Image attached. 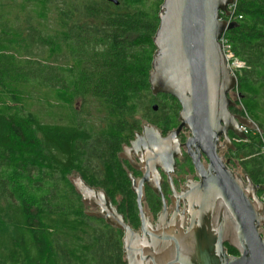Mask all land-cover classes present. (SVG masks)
Instances as JSON below:
<instances>
[{"label":"trees","instance_id":"1","mask_svg":"<svg viewBox=\"0 0 264 264\" xmlns=\"http://www.w3.org/2000/svg\"><path fill=\"white\" fill-rule=\"evenodd\" d=\"M162 2L0 0V264H128L122 231L85 213L68 176L153 112ZM235 15L225 35L259 129L242 149L264 196V0H238Z\"/></svg>","mask_w":264,"mask_h":264},{"label":"water","instance_id":"2","mask_svg":"<svg viewBox=\"0 0 264 264\" xmlns=\"http://www.w3.org/2000/svg\"><path fill=\"white\" fill-rule=\"evenodd\" d=\"M108 1L119 4V0ZM232 2L163 0L153 37L156 51L149 72L151 92L179 100L180 128L192 131L189 144H197L210 163L208 170L203 169L199 157L192 153L201 179L196 185L202 188L191 189L185 196L191 215L187 229L183 224L168 229L162 219L154 229L143 218L142 232L136 231L104 190L91 187L81 175L69 177L83 204L90 208L87 215L124 231L123 254L128 264H264V202L257 196L258 187L249 175L245 186L239 174L227 169L216 147L223 133L229 139L227 130L246 138L240 126L256 128L253 120L230 110L235 103L229 93L236 88L237 78L228 67L220 38L237 22L221 20L220 12L231 13L227 9ZM178 130L165 142L174 140ZM139 145H146V154L156 156L155 160L168 155L171 163L179 151L173 142L165 147L153 130L133 141L135 149ZM226 243L239 255H230Z\"/></svg>","mask_w":264,"mask_h":264},{"label":"flooded vegetation","instance_id":"3","mask_svg":"<svg viewBox=\"0 0 264 264\" xmlns=\"http://www.w3.org/2000/svg\"><path fill=\"white\" fill-rule=\"evenodd\" d=\"M152 96L158 100L152 105L153 112L142 113L139 116L140 122L126 133L113 153L103 154L101 160H97L99 161L97 165L92 166L95 168L93 172L91 169L85 173L74 169L68 179L70 176L81 175L91 187L104 190L112 204L123 214L126 222H129L136 231L142 232L143 218L148 219L154 229L159 226L162 219L169 225L168 229L179 228L183 224L186 230L191 215L190 202L185 196L191 189L202 188L196 185L201 179L193 154L199 157L203 169L208 170L210 163L197 144H189L192 131L186 126L180 128L183 121L180 118L182 107L179 100L167 94L152 93ZM229 97L235 103L230 107L231 112L244 117L234 91L229 93ZM154 105L158 106L157 109L153 108ZM146 130L155 131L164 141L165 147L167 144L171 146L173 142L174 147L178 148V155L174 157L172 163L166 154L161 157L163 161L155 160L156 156L146 154V145H139L135 149L133 141L139 137L143 138ZM177 130L174 140L165 142L169 135L176 133ZM252 131L251 128V131L245 132L247 137L241 138L232 130H227L229 139H226V134L223 133L216 143L218 157L222 159L227 169L243 178L245 186H247L245 176L249 175L246 169L248 158L244 155L242 146L250 143ZM249 177L251 178L250 175ZM251 180L253 181L252 178ZM69 182L75 190L74 184L70 180ZM260 190L258 187L256 193L264 202ZM84 208V211L90 209L85 205ZM230 246L228 243L225 244L228 253ZM234 249L236 253L229 254L239 255V251Z\"/></svg>","mask_w":264,"mask_h":264},{"label":"built area","instance_id":"4","mask_svg":"<svg viewBox=\"0 0 264 264\" xmlns=\"http://www.w3.org/2000/svg\"><path fill=\"white\" fill-rule=\"evenodd\" d=\"M237 1L238 0H234V2H232L231 4H229L227 11H231V13L226 14V12H224V11H221L220 12V19L221 20H226L228 23H231V22H235L236 21L235 9L237 7ZM226 31L222 34V36L220 38V41L222 43L223 51H224V53L226 55V58H227L228 67L230 68L232 74L237 78V71L239 69L243 68L245 64H244L243 61L237 59L235 57V55L233 54V52L231 50V46L229 44V40H228V38L225 35L226 34ZM233 91H234V94H235L237 103H238V105H239V107H240V109H241L244 117H247V118L250 119V117L247 115V113L245 111V108H244V106H243V104L241 102L240 94L237 91V85H236V88ZM241 128H242V130L244 132H248V131L251 130V128L248 127V126H246V125H241ZM255 129L256 130H259L257 126H256Z\"/></svg>","mask_w":264,"mask_h":264},{"label":"rangeland","instance_id":"5","mask_svg":"<svg viewBox=\"0 0 264 264\" xmlns=\"http://www.w3.org/2000/svg\"><path fill=\"white\" fill-rule=\"evenodd\" d=\"M77 105H78L77 107H78V109H79V108L81 107V102H78ZM93 111H94V110H93ZM141 112H142V111H141ZM141 112L137 115V117L141 115ZM93 113H94V112H93ZM95 115H97V113L94 114V117L96 118Z\"/></svg>","mask_w":264,"mask_h":264}]
</instances>
